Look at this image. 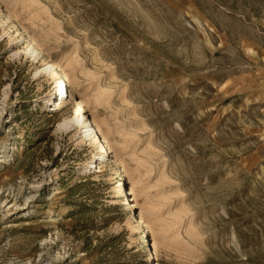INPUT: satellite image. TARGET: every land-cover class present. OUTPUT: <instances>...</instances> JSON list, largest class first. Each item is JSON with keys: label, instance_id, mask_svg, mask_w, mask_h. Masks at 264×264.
<instances>
[{"label": "rangeland", "instance_id": "obj_1", "mask_svg": "<svg viewBox=\"0 0 264 264\" xmlns=\"http://www.w3.org/2000/svg\"><path fill=\"white\" fill-rule=\"evenodd\" d=\"M5 9L43 57L68 56L85 116L106 122L126 189L139 179L138 202L158 211L147 225L167 233L147 261L140 209L114 195L113 159L83 172L98 145L57 130L68 106L44 109L54 82L10 57L0 28V146L15 147L0 164V264H264V0H0Z\"/></svg>", "mask_w": 264, "mask_h": 264}, {"label": "bare ground", "instance_id": "obj_2", "mask_svg": "<svg viewBox=\"0 0 264 264\" xmlns=\"http://www.w3.org/2000/svg\"><path fill=\"white\" fill-rule=\"evenodd\" d=\"M10 12L11 11L7 9H5V11L0 10L1 35H4L5 37H7L8 42L11 45V49L9 50L10 57L18 58L21 53L25 54L27 58H30V61L36 64L39 63L33 69V73L35 77L39 78L40 76H46V77H49L54 82V87L51 90V92L48 94L49 97L47 98V100L45 98L43 99L44 109L45 107L46 108L48 107L51 100L53 101L52 105L55 107V111L68 106L60 122L57 123V126H56L57 130L65 131V132H73L74 136H75V133L77 132L79 136H81L80 140L82 139L90 140L89 138L90 133H87L88 130H84L85 128L89 127V131L91 132V134H93V137H94L93 140H90V143L91 144L96 143L98 147H97V150H95L96 152L95 153L93 152L92 154L91 162L87 163L85 167L83 168V172H86V171L89 172L90 165H93V166L97 165V168H99L100 166L105 165L104 164L105 161L109 160L110 158L113 159L117 172L119 173V176H120V182L116 184L115 187L113 188L114 193H115L114 195L116 198H118L117 200H119V202L125 206L124 211L126 213H131L134 216L136 213V210H138V208L140 209V213H137V215L135 216L134 223H136V225L134 227L141 229L142 232L144 233L142 236L143 238L142 247L146 249L147 261L154 263V255L152 252V248L155 249L157 247L158 240L167 233V230H165L163 227H160L157 231H153L152 230L153 227H151L150 225H147V223L152 221V219H155V220L157 219V217L156 218L154 217V213H157L158 211H156L155 207L153 206H149L145 208L142 204L138 202V197L142 194L144 195V192H143L144 187L139 190H136V187L138 186V183L140 182L139 179L130 178V181H129L131 185L129 187L130 189L129 190L126 189L125 183L123 182L124 173H122L121 171L123 170L121 162L119 161L117 155H114V156L112 155L113 157L110 156V153H111L110 146L113 144V142L111 138H109V135H112L109 127L106 125V122L104 120H98V117L94 115L92 116V119L90 122V119L88 118V116H85L86 112L83 109L82 101L78 100V93L72 89V88H75V85L70 86L71 76L69 75V73H66L63 69L64 66L71 63V62L68 63V56L67 55L62 56L61 58H58V60H53L46 56L43 57L40 50L38 49V44H37L38 42H37L35 35L27 39L26 35L23 33V31H21L18 24H16L14 20L12 19ZM8 24L10 25L9 26L10 28H8L7 30H4L3 26L8 25ZM22 41L27 42L26 48H20V46H18L19 44H21L20 42ZM28 44H30L29 48H28ZM54 79H58L59 85L61 87H64L62 91H58L57 89L58 82L57 80L54 81ZM7 88L8 86H6L1 91L0 119H2L1 115L3 114L2 112L4 110L3 106L5 105V100L8 96L7 91H6ZM107 93H108L107 90L105 89L101 90L100 97H102L103 95L106 96L105 94ZM64 100H65V103H64ZM100 100L101 99H99V97L94 98L93 103L95 104V106H99L101 104L102 101ZM85 103L89 105L92 102L89 99H87ZM92 122L95 127H93V125L91 124ZM2 127L3 126L0 123V129ZM74 141L77 142L76 139ZM14 149L15 147L11 143L0 146V164L6 159L8 160L13 159L12 154H13ZM98 170L95 169V173L99 172ZM123 172L125 171L123 170ZM32 197H33L32 195L26 196L24 198V204L26 205L29 201H31L30 199H32ZM158 197L161 198L162 200L168 199V197L162 192L158 194ZM0 204L4 205L5 207L7 203H5V200L0 199ZM143 204H146V202ZM15 205L16 203H12L9 205L8 208L13 207ZM23 209H26V208L24 207ZM29 213H30V210H27L24 213V215H28ZM144 214L146 216H149L150 219H148L149 221L147 220L148 222L144 218L145 216ZM173 215H176V214H173ZM134 227H131V228L135 229ZM148 227H150L152 231V235L156 236L153 238V243L151 246H150V241L148 240V230H147ZM189 232L190 231L186 232L189 238L195 239V234H193V232L191 233ZM36 264H47V261L37 262Z\"/></svg>", "mask_w": 264, "mask_h": 264}, {"label": "built area", "instance_id": "obj_3", "mask_svg": "<svg viewBox=\"0 0 264 264\" xmlns=\"http://www.w3.org/2000/svg\"><path fill=\"white\" fill-rule=\"evenodd\" d=\"M57 80V82H58V84H57V89H58V91H62L63 90V88L64 87H61L60 85H59V80L58 79H55V81ZM53 87H54V85H53ZM53 101L51 100L50 101V104L52 103ZM48 111H55V107H52V106H50V108L48 109ZM86 130H88L87 131V133H90V136H91V138H92V140H93V134H91V132L89 131V127L88 128H85ZM97 166V165H96ZM93 170H95V166H93V165H90V167H89V171H93Z\"/></svg>", "mask_w": 264, "mask_h": 264}]
</instances>
